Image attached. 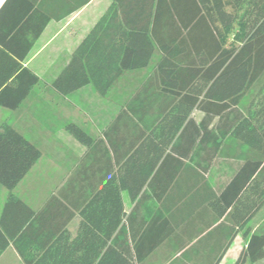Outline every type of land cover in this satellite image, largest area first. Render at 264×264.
Masks as SVG:
<instances>
[{
  "label": "crops",
  "instance_id": "obj_1",
  "mask_svg": "<svg viewBox=\"0 0 264 264\" xmlns=\"http://www.w3.org/2000/svg\"><path fill=\"white\" fill-rule=\"evenodd\" d=\"M111 5L112 0H0V80L10 65H23L39 78L17 109L0 106V128L12 125L43 152L14 190L0 183V264H27L25 256L33 264H237L264 206L243 227L248 208L236 207L237 195L227 193L240 160L233 149L206 164L199 128L205 113L199 109L167 150L170 156L146 159L157 163L152 174H130L146 184L135 196L121 192L125 222L113 227L107 241L105 224L89 232L73 207L78 194L66 186L89 149L66 125L77 123L99 139L130 105L150 102L146 116L156 117L168 100L157 78L158 55L148 68L125 71L105 95L93 84L70 94L54 86Z\"/></svg>",
  "mask_w": 264,
  "mask_h": 264
},
{
  "label": "trees",
  "instance_id": "obj_2",
  "mask_svg": "<svg viewBox=\"0 0 264 264\" xmlns=\"http://www.w3.org/2000/svg\"><path fill=\"white\" fill-rule=\"evenodd\" d=\"M157 55V78L168 95L161 115L147 117L150 102H136L99 139L77 123L66 125L89 149L66 189L78 194L72 204L89 232L105 224L106 241L125 222L121 192L135 196L146 184L130 174H152L157 163L146 159L170 156L167 150L194 123L195 109L205 113L199 128L206 164L234 150L240 160L227 193L237 195L236 207L248 208L243 227L264 206V0H112L54 86L70 94L93 84L105 95L125 71L148 68ZM10 66L0 80V106L17 109L39 78L23 65ZM12 79L16 85H8ZM42 153L12 125H2L0 183L14 190ZM247 235L237 264L264 259V225Z\"/></svg>",
  "mask_w": 264,
  "mask_h": 264
},
{
  "label": "rangeland",
  "instance_id": "obj_3",
  "mask_svg": "<svg viewBox=\"0 0 264 264\" xmlns=\"http://www.w3.org/2000/svg\"><path fill=\"white\" fill-rule=\"evenodd\" d=\"M229 43H232L231 40L229 41ZM233 43H237V42L235 41ZM4 116L6 115H2L3 118ZM253 224H254L255 231L258 230L260 227H262L264 225V214L259 216V218H257ZM247 264H264V259L258 262H255V263L248 262Z\"/></svg>",
  "mask_w": 264,
  "mask_h": 264
}]
</instances>
